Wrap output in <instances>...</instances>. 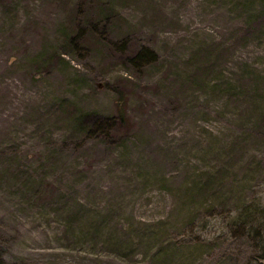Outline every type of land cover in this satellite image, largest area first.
<instances>
[{
	"label": "rangeland",
	"instance_id": "1",
	"mask_svg": "<svg viewBox=\"0 0 264 264\" xmlns=\"http://www.w3.org/2000/svg\"><path fill=\"white\" fill-rule=\"evenodd\" d=\"M3 264H264V0H0Z\"/></svg>",
	"mask_w": 264,
	"mask_h": 264
},
{
	"label": "trees",
	"instance_id": "2",
	"mask_svg": "<svg viewBox=\"0 0 264 264\" xmlns=\"http://www.w3.org/2000/svg\"><path fill=\"white\" fill-rule=\"evenodd\" d=\"M0 264H3V261L0 259Z\"/></svg>",
	"mask_w": 264,
	"mask_h": 264
}]
</instances>
